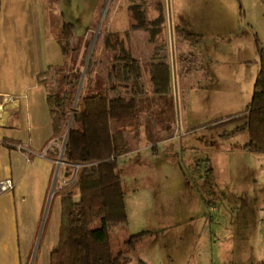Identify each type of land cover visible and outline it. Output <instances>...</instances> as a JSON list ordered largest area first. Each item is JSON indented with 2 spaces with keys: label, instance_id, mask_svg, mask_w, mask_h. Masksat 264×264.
Here are the masks:
<instances>
[{
  "label": "rangeland",
  "instance_id": "374dc122",
  "mask_svg": "<svg viewBox=\"0 0 264 264\" xmlns=\"http://www.w3.org/2000/svg\"><path fill=\"white\" fill-rule=\"evenodd\" d=\"M110 3L50 0L53 34L60 38L64 25L74 24L78 63ZM164 5L165 30L157 41L149 42L145 30H134L128 44L146 66L151 59L169 65L175 106L158 135L172 137L158 141L156 150L145 141L140 150L119 159L129 223L111 231L113 251L123 253L127 264H264V153L248 149L243 117L260 69L264 2L164 0ZM148 9L154 17V3ZM112 17L120 27L131 26L126 0L113 3L106 26ZM97 50L96 57L106 62L102 45ZM51 59L63 64L52 43ZM105 68L96 67L85 95L105 91ZM52 146L62 155L61 141ZM54 192L29 264H51L62 210ZM143 231L150 233L129 245L131 236Z\"/></svg>",
  "mask_w": 264,
  "mask_h": 264
},
{
  "label": "trees",
  "instance_id": "16d2710c",
  "mask_svg": "<svg viewBox=\"0 0 264 264\" xmlns=\"http://www.w3.org/2000/svg\"><path fill=\"white\" fill-rule=\"evenodd\" d=\"M115 1L111 0L106 11L85 76L93 36L84 45V55L78 63L75 55L79 51L72 45L73 23L64 25L59 38L63 64H52L40 75V82L47 90L53 138L64 145L67 137L54 192V197L60 198L62 210L59 240L51 251V264H127L124 254H116L111 244V231L129 223L119 159L139 146L142 132L156 149L162 137L158 130L167 127L165 118L170 117L167 115H171L175 106L169 92V65L160 59L153 63L154 93L149 94L141 61L126 44L134 30H145L149 42L157 41L165 30L164 0H126L131 26L125 31V38L105 25ZM150 2L157 12L154 17L148 14ZM100 45L103 55H107L106 62L96 57ZM259 55L254 93L243 117L249 131L248 149L264 153V47L259 46ZM101 64L108 66L105 91L85 95V83L94 77L96 67ZM47 155L56 161L61 149L50 147ZM98 219L101 223L95 225ZM149 233L132 235L127 242L135 246V242Z\"/></svg>",
  "mask_w": 264,
  "mask_h": 264
},
{
  "label": "crops",
  "instance_id": "0c3cea01",
  "mask_svg": "<svg viewBox=\"0 0 264 264\" xmlns=\"http://www.w3.org/2000/svg\"><path fill=\"white\" fill-rule=\"evenodd\" d=\"M113 18L109 31L125 35L128 28ZM51 43L64 62L59 38L53 34L50 0H0V182L11 179L14 184L0 193V264L30 263L54 192L56 162L47 151L58 142L53 138L47 90L40 82V75L58 64L51 59ZM157 60L147 66L141 61L149 94L154 93L151 71ZM105 69L107 73L108 66ZM164 136L161 140L172 137ZM145 141L148 146L142 132L139 146L122 157L140 150Z\"/></svg>",
  "mask_w": 264,
  "mask_h": 264
},
{
  "label": "water",
  "instance_id": "95a60500",
  "mask_svg": "<svg viewBox=\"0 0 264 264\" xmlns=\"http://www.w3.org/2000/svg\"><path fill=\"white\" fill-rule=\"evenodd\" d=\"M107 6H108V5H107ZM101 24H102V23H101ZM101 24H100V26H99V28H98V30H97V32H96V35H95V38H94V41H93V45H92V48H91L90 53H89V57H88V60H87V64H86V67H85V69H84V76H85V73H86V71H87L88 63H89V61H90V59H91V57H92L93 48H94V46H95V43H96V40H97V37H98L99 31H100ZM84 76H83V78H82V82H81V85H80V88H79V91H78V96H79V94H80V92H81V87H82V84H83V81H84ZM70 126H71V125H70ZM70 126H69V128H68V132H69V130H70ZM66 140H67V137H66V139H65V143H64V145H63L62 155H61V157H60V159H59V165H58V167H57V171H56V175H55V179H54V185H55V182H56V180H57V176H58V174H59L60 165H61V163H63V152H64V149H65ZM52 195H53V193H52Z\"/></svg>",
  "mask_w": 264,
  "mask_h": 264
},
{
  "label": "built area",
  "instance_id": "2783aa9c",
  "mask_svg": "<svg viewBox=\"0 0 264 264\" xmlns=\"http://www.w3.org/2000/svg\"><path fill=\"white\" fill-rule=\"evenodd\" d=\"M14 187V184L11 179L0 182V193L2 191L10 190Z\"/></svg>",
  "mask_w": 264,
  "mask_h": 264
}]
</instances>
